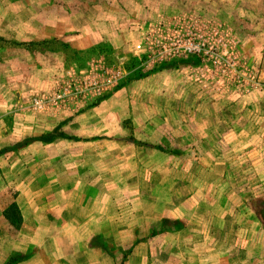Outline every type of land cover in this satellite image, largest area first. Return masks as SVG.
Masks as SVG:
<instances>
[{
    "label": "rangeland",
    "instance_id": "rangeland-1",
    "mask_svg": "<svg viewBox=\"0 0 264 264\" xmlns=\"http://www.w3.org/2000/svg\"><path fill=\"white\" fill-rule=\"evenodd\" d=\"M257 215L264 0H0V264H255Z\"/></svg>",
    "mask_w": 264,
    "mask_h": 264
},
{
    "label": "crops",
    "instance_id": "crops-1",
    "mask_svg": "<svg viewBox=\"0 0 264 264\" xmlns=\"http://www.w3.org/2000/svg\"><path fill=\"white\" fill-rule=\"evenodd\" d=\"M60 134H62L63 136L62 137H57V138H54L52 140H49V141H33V142H28V146L35 144V143H47V142H55L57 140L59 141H72V142H78L79 140H74L73 137L75 136H70V135H67L65 134V132H62V131H59ZM96 140V139H95ZM144 146V145H142ZM256 213V212H255ZM264 219L262 216L260 215H257V219H256V224H255V233H258L259 236H261L262 238H264V221L262 220ZM258 225L260 226V229L258 228ZM263 249L260 250L259 252L256 251L255 253V259L258 260L257 262L255 261V264H264V244L262 245Z\"/></svg>",
    "mask_w": 264,
    "mask_h": 264
},
{
    "label": "trees",
    "instance_id": "trees-1",
    "mask_svg": "<svg viewBox=\"0 0 264 264\" xmlns=\"http://www.w3.org/2000/svg\"><path fill=\"white\" fill-rule=\"evenodd\" d=\"M63 135L62 134H56V135H48V136H42V137H37V138H31L30 140H29V142H33V141H36V140H38V141H49V140H52V139H54V138H57V137H62ZM28 141V140H27ZM25 143H28V142H26L25 141ZM17 214L18 215V219H19V210H18V208H17V206H16V204L15 203H12L10 206H8V208L5 210V212H4V217L8 220V221H11L12 219V216L11 215H14V214ZM11 214V215H10Z\"/></svg>",
    "mask_w": 264,
    "mask_h": 264
},
{
    "label": "built area",
    "instance_id": "built-area-1",
    "mask_svg": "<svg viewBox=\"0 0 264 264\" xmlns=\"http://www.w3.org/2000/svg\"><path fill=\"white\" fill-rule=\"evenodd\" d=\"M41 104H42V101L37 100V99L33 100V105L34 106H40Z\"/></svg>",
    "mask_w": 264,
    "mask_h": 264
}]
</instances>
